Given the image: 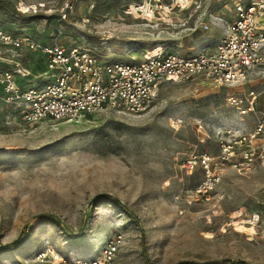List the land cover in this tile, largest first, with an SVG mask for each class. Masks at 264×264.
<instances>
[{"label":"rangeland","instance_id":"1","mask_svg":"<svg viewBox=\"0 0 264 264\" xmlns=\"http://www.w3.org/2000/svg\"><path fill=\"white\" fill-rule=\"evenodd\" d=\"M21 1L0 0L1 27L51 43L59 26L63 45L134 62L156 48H215L237 0ZM44 65L41 53L0 43V72L35 78ZM232 90L165 82L142 115L105 109L71 122H27L1 105L0 264L98 258L115 234V264H264V165L227 168L210 198L195 194L204 172L181 167L191 154L219 152L218 127L238 116L226 103ZM253 213L257 224L247 222Z\"/></svg>","mask_w":264,"mask_h":264},{"label":"built area","instance_id":"2","mask_svg":"<svg viewBox=\"0 0 264 264\" xmlns=\"http://www.w3.org/2000/svg\"><path fill=\"white\" fill-rule=\"evenodd\" d=\"M34 6L27 10L37 11ZM72 7L71 2L64 3L59 22L67 19ZM233 7L225 34L215 48L193 54L156 48L134 62L104 59L86 44L63 45L59 26H55L51 43L0 26L1 44L26 46L41 53L46 60L44 71L49 72L41 81L29 76L25 68L0 72V106L10 107L27 122H71L105 109L142 115L157 101L165 82L232 88L226 103L238 116L218 127L219 152L191 154L181 164L188 174L198 169L204 172L195 194L210 198L211 189L227 168L248 172L264 165V88H244L264 80V0H237ZM181 121L177 118L176 123ZM260 219V214L253 213L247 222L257 224ZM122 240L121 234H115L98 258H62L58 264H115ZM38 257L44 261L48 256L40 253Z\"/></svg>","mask_w":264,"mask_h":264},{"label":"crops","instance_id":"3","mask_svg":"<svg viewBox=\"0 0 264 264\" xmlns=\"http://www.w3.org/2000/svg\"><path fill=\"white\" fill-rule=\"evenodd\" d=\"M41 56L44 58V56L41 54ZM44 63L46 64V60H45V58H44ZM44 68H45V65H44ZM46 74H49V72H47L46 70L45 71H43L42 73H41V75L39 76V77H35V78H37L38 80H43L45 77V75ZM34 79V78H33Z\"/></svg>","mask_w":264,"mask_h":264},{"label":"trees","instance_id":"4","mask_svg":"<svg viewBox=\"0 0 264 264\" xmlns=\"http://www.w3.org/2000/svg\"><path fill=\"white\" fill-rule=\"evenodd\" d=\"M5 29H6V28H5ZM8 31L15 33V30L10 29V28L8 29ZM126 211H127V213L130 214V215L133 214L130 210H126ZM243 264H248V263L243 262Z\"/></svg>","mask_w":264,"mask_h":264}]
</instances>
